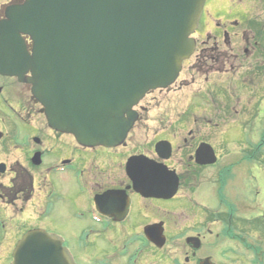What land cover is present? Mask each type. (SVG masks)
Here are the masks:
<instances>
[{"label":"flooded vegetation","instance_id":"af4514ba","mask_svg":"<svg viewBox=\"0 0 264 264\" xmlns=\"http://www.w3.org/2000/svg\"><path fill=\"white\" fill-rule=\"evenodd\" d=\"M9 4H2L0 19ZM243 19L241 33L236 29L241 24L238 20L228 21L229 29L213 41L210 56L202 55V49L199 57L215 64L209 72L227 74L240 66L235 67L234 60L245 57L240 76L251 81L264 78V18ZM249 31L251 35L245 37ZM24 88L29 90L28 101L43 114L28 84L0 75V101L8 97L22 107L32 130L20 136L18 143L19 136L9 123L2 124L5 130L0 128L2 152L21 154L12 162L0 161V178L7 179L0 181V264H11L18 241L35 229L59 237L71 261L79 264L66 236L52 228L57 215L69 213L70 207L71 220L81 226L72 231L78 234L73 238L81 239L80 247L89 251L81 254L83 259L88 256L87 264H264V201L252 207L235 184L238 163L257 164L263 171L264 151L251 152L246 146L236 152L241 154L237 164L216 167L220 150L212 138L218 137L219 124L213 118H185L176 102L159 98L167 89L149 91L134 107L137 119L120 145L83 146L72 135L50 128L45 118L32 120L24 109ZM245 88L248 93L257 91ZM236 94L242 92L230 97ZM223 132L221 143L226 149L230 140H222ZM244 140L239 138V143ZM201 144L214 151L213 164L195 162ZM204 170L210 175L208 171L203 175ZM261 175L264 182V171ZM202 180L214 186L211 204L199 198ZM174 181L171 196L149 194L155 185L172 188ZM148 238H160L163 243L156 246Z\"/></svg>","mask_w":264,"mask_h":264},{"label":"water","instance_id":"95a60500","mask_svg":"<svg viewBox=\"0 0 264 264\" xmlns=\"http://www.w3.org/2000/svg\"><path fill=\"white\" fill-rule=\"evenodd\" d=\"M204 3L22 0L10 4L0 19V75L30 85L50 128L72 135L83 146H118L137 119L133 107L147 92L172 85L182 62L193 53L191 35ZM215 161L212 148L201 144L195 162ZM175 189L176 181L172 188L155 185L149 194L169 197ZM148 239L156 246L163 243L160 238ZM11 264L74 263L58 238L35 229L18 241Z\"/></svg>","mask_w":264,"mask_h":264},{"label":"rangeland","instance_id":"374dc122","mask_svg":"<svg viewBox=\"0 0 264 264\" xmlns=\"http://www.w3.org/2000/svg\"><path fill=\"white\" fill-rule=\"evenodd\" d=\"M10 2L20 3L22 0H0V9L3 3L6 4ZM263 8L264 0H205L198 26L192 35L196 40V50L193 55L183 63L182 70L176 82L166 88L167 90L163 91L159 96V98H164V101L171 103L176 102L175 104H177L178 112H184V117L187 119H191L193 116H195V118H213L219 124L218 137L212 138V141H215L220 150V153H218L220 154V161H218V166L216 167L228 165L233 162L237 164L241 160V154H237L236 152L243 151L246 146L250 148L249 150L251 152L257 149V144L261 139L260 134L264 133V78H254L253 81H251L249 77L244 78L240 76L241 74L238 73V71L246 67L247 59L245 57L243 59L238 58L234 60L236 63L235 67L240 64L234 71L231 70L227 74H219L209 72V69L215 64H212L211 60L201 59L202 57L200 58L199 56L203 48L204 52L202 55L210 56L212 54L211 45L213 41L216 38L220 39L224 34V30L227 31L229 29L228 21L230 19H236L241 23L236 28L237 31L241 33L245 28V20L243 17L247 16V19H263ZM244 34V36L247 37L248 34L251 35V32H244ZM227 36L229 38L232 37L231 33H228ZM238 38H240V36ZM228 61L227 59V62ZM230 62H233L232 58H230ZM9 81L12 82L10 79ZM245 86L252 87L254 90L257 89L256 93H254V91H252V93L246 92ZM28 91L25 90V88L22 89V96L25 98V111L30 113L29 115L32 120L35 118L44 120L43 114L39 113V106L31 104L33 102L28 101V99H30ZM233 92H242V94H236L231 98L230 96ZM244 92H246V94H244ZM156 93L157 91L154 94ZM0 99H2V96H0ZM164 101L162 102L165 103ZM226 101L229 105H225ZM154 111L156 112V110H153L148 114L149 118L155 113ZM24 119H27V116L23 108L14 103L11 98L6 97L5 102L0 101V128L4 129L2 124L5 121L9 123L12 131L19 136L18 143H21L22 140L20 136H24L26 132H32L27 126L29 123H25L26 121ZM149 123L155 125L154 122ZM190 127L191 126H187V129ZM208 128L210 127L203 126V129L208 130ZM223 130L222 140L227 141V138L230 140L229 144L226 146L228 152H225L226 149L223 148L221 143V132ZM135 131H137V135L144 136L142 131ZM239 138L245 140L239 143ZM7 153V151L2 152L0 148V161L5 160L7 162H12L15 158H21V154L13 153L12 155V153ZM245 164L244 162L237 164L238 168L235 172H237L238 169L240 172L238 173L235 184L239 188L240 194L243 197L246 194L250 199L248 203L252 207L256 201L263 204L264 182L261 174L264 169L262 171L258 168L259 166L257 164H246L248 166H245V168ZM215 168L211 169L212 173H214ZM207 171L208 170H204L203 175H205ZM209 175L210 171L207 172V176ZM210 177L212 178V175ZM6 180V178H0V181L3 183ZM212 190H214V186L202 180L198 190L199 192L202 191L199 198L211 204L214 198ZM68 210L69 213L67 214L57 215V219L54 220L52 228L66 236L67 242L75 254L78 263L87 264L86 259H88V256L83 259L81 254H88L89 251L87 252L83 246L80 247L81 239L73 238L78 236V234L72 233L74 229L81 227L80 223L71 220L72 207ZM87 247L91 248V244L89 243ZM155 264L158 263L156 262Z\"/></svg>","mask_w":264,"mask_h":264},{"label":"trees","instance_id":"16d2710c","mask_svg":"<svg viewBox=\"0 0 264 264\" xmlns=\"http://www.w3.org/2000/svg\"><path fill=\"white\" fill-rule=\"evenodd\" d=\"M262 140H264V133L262 134ZM262 144V143H261ZM261 144H259V146H258V148H260V145Z\"/></svg>","mask_w":264,"mask_h":264}]
</instances>
